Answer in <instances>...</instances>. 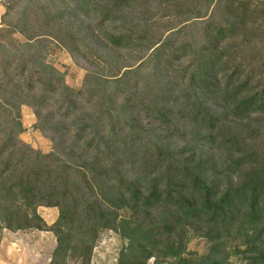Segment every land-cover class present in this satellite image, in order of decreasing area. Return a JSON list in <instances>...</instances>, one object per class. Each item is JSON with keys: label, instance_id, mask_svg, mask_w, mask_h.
Masks as SVG:
<instances>
[{"label": "trees", "instance_id": "1", "mask_svg": "<svg viewBox=\"0 0 264 264\" xmlns=\"http://www.w3.org/2000/svg\"><path fill=\"white\" fill-rule=\"evenodd\" d=\"M24 1L20 27L0 34V231L52 232L51 264L69 255L89 264L98 235L119 225L127 245L118 264H227L225 239L237 229L253 234L245 264H264V0H220L209 16L196 13L194 45L177 49L171 38H156L142 16L124 15L151 0ZM55 28L117 53L151 51L145 63L161 73L190 54L191 70L179 83L169 80L167 97L139 95L137 82L127 87L125 79L145 63L115 80L88 74L75 91L29 54ZM22 105L33 108L54 152L42 154L18 139ZM134 106L161 124L180 108L196 129L195 142L182 150L145 143ZM39 207L57 208V221L47 225ZM127 211L137 219L133 225L121 217ZM186 230L203 231L211 244L206 256L186 251Z\"/></svg>", "mask_w": 264, "mask_h": 264}, {"label": "rangeland", "instance_id": "2", "mask_svg": "<svg viewBox=\"0 0 264 264\" xmlns=\"http://www.w3.org/2000/svg\"><path fill=\"white\" fill-rule=\"evenodd\" d=\"M219 1L220 0H151L149 1L147 9L126 10L124 15L129 17L142 16V18L147 21L149 30L152 31V34L156 38L160 37L162 42L171 38L170 40L173 42L171 46L172 49H177L182 43L191 46L194 45L196 28L192 27V23H194L195 20L193 17L196 13H200L201 16H209L213 12L216 3ZM10 2H12V0H0L1 35L14 28L18 29L23 13L28 10L26 1L21 0L20 2H15V7L11 11H8L6 6L10 4ZM120 15L121 14H117V16ZM53 33L54 35L52 37L41 38V40H39L40 42L36 43L34 50L30 51L29 54L36 53L46 65L53 67L61 73L65 85L75 91H79L84 87L85 77L88 74L96 75L101 81L115 80L122 76L125 71L139 67L141 63H145L148 60V54L151 52L149 51L146 54H128L127 52L119 51L117 53L114 52L113 49L106 50L104 45L100 44V47L96 46V44L93 45L92 41L89 39L85 40L82 35H77L78 39H76L77 42H75L69 36L70 32L68 28H63L62 30L55 28ZM13 36L21 43L26 42L18 33H14ZM6 46L9 45L6 43ZM10 54H14V52L11 51ZM160 58L163 61H167L168 59L166 56ZM191 61L190 54H186L180 60H174L166 73L157 71L153 68V63L148 62L139 67L137 76L133 74L128 75L127 79H125V83L128 87V85L131 86L137 82V92L139 95L144 93L147 96V93L153 94L159 91L161 96L165 95L167 97V94L172 92L173 89L169 80L172 81V79H175L173 81L179 83L183 75V70L188 71V73L190 72ZM116 75L118 76L115 78L114 76ZM108 86L111 87L107 91H115L114 83ZM118 87L122 89L125 88L123 84ZM161 101H170L169 103H171V100L167 98L161 99ZM86 109L88 110V108ZM118 109L115 110L113 115H115L116 119L120 117L122 123H124V118L121 116L122 113H119ZM177 109L180 113L173 114L170 120H167L169 121L168 123L161 124L156 119L145 116V114L139 115L138 112L140 108L134 106L132 118H136L139 122L135 129H139L140 132L138 133L141 135V139L147 144L158 143V145H160V143H167L172 146V149L177 148L178 150H182L188 143L193 144L195 142H193V134L196 129L190 121L185 122V119H181L182 112L180 108H174V112H177ZM19 112L23 129L18 135V139L32 150L42 154L54 152L55 147L52 141L37 128L38 122L33 108L28 105H22ZM127 120H130V117ZM174 123L178 124V128L174 127ZM131 125L133 127L134 123H131ZM199 145L200 144H197V147ZM127 169H130V166ZM135 172L137 173V171H131L130 174ZM37 212L45 223L50 226L57 221L59 215L57 208L39 207ZM121 217L127 221L129 225H133L134 221H137L130 211L121 213ZM153 217L155 220L158 219L159 212H156ZM121 227L122 225H119L117 232L105 230L98 235V238L93 244L89 264H118L119 254L127 245V242L121 236ZM37 231L40 230L28 229L22 232ZM185 233L186 235L183 241L186 251L194 253L198 257L206 256L211 248V244L208 239L202 236L203 231L186 230ZM252 236L253 234L249 231H239L236 229L232 232L230 238L225 239L226 244L223 257H225L227 264H245V257L249 256V254L246 253V249L249 241H252ZM76 242H78V240L75 236L72 244ZM260 242L264 243V236L261 237ZM54 243L56 244V239L51 232L44 251L47 250V253H51ZM152 263L153 261L150 260L149 264ZM59 264L83 263L78 256L69 255L65 261H59Z\"/></svg>", "mask_w": 264, "mask_h": 264}, {"label": "crops", "instance_id": "3", "mask_svg": "<svg viewBox=\"0 0 264 264\" xmlns=\"http://www.w3.org/2000/svg\"><path fill=\"white\" fill-rule=\"evenodd\" d=\"M50 235L47 231H0V264H51L56 244L51 253L44 251Z\"/></svg>", "mask_w": 264, "mask_h": 264}]
</instances>
